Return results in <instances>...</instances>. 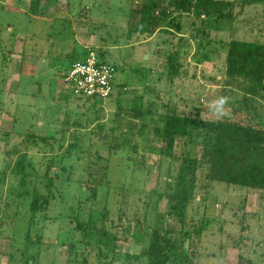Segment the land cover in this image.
I'll return each mask as SVG.
<instances>
[{"label": "rangeland", "instance_id": "rangeland-1", "mask_svg": "<svg viewBox=\"0 0 264 264\" xmlns=\"http://www.w3.org/2000/svg\"><path fill=\"white\" fill-rule=\"evenodd\" d=\"M7 1L0 0V168L5 144L8 143L7 148H11L22 142V137L17 136L21 133L46 138V143L37 141L34 145H28L27 149L26 159L39 174L50 160H53L52 174L61 167L73 166L75 170L71 175V180L76 182L73 185L66 186L55 179L58 190H54L53 194L57 198L36 219L35 224L43 227L45 238L44 244L31 250L32 255L37 256L36 263L66 264L67 251L63 243L82 239L81 233L73 229L72 218L81 214V221L94 222L99 226L98 219L106 207L107 229L112 224L116 225L121 215L129 241L125 238V243L113 247L99 244L98 240L91 238L93 249L100 247L103 251L98 258L94 254L96 252L89 256V264H147L146 259L141 258L147 248L144 232L152 226L156 213H166L168 204L165 198L158 204L155 201L159 194L172 192V180L179 162L172 163L161 157L162 143L152 135L148 118L134 122L124 114L131 109L135 95L143 98L142 107L148 105L154 98L147 92L151 88L160 95L157 107L163 103L186 115L197 114L204 120H214L217 116L210 105L219 97L226 44L230 40H239L264 45V2L241 8V0H228L237 1L235 20L222 23V33L208 34L198 46L191 44V49L187 50L188 56L184 62L181 61L185 74L181 81L183 83L172 85L167 79V55L177 49L183 53L187 46L183 48L175 35L158 33L151 38L128 35L125 30L126 0H58L50 7L55 8L57 14L64 10L65 15L60 17L48 14L49 7L45 4L40 7L38 16L32 17L28 15L26 4L21 8L17 4V9L11 10L7 6L10 1ZM81 16L86 17L85 23L80 20L83 19ZM68 20L75 24L76 32L88 33H83L79 40L74 41ZM19 41L24 47L21 59L13 61L15 66L12 70L17 73V79L9 80L10 66H5L4 58L12 51L13 44L16 46ZM82 42L102 54L115 67L116 85L124 84L127 89L121 95L117 94L120 92L116 89L114 96L103 101L97 123L93 118L94 110H88L90 102L73 95H68L65 101L62 95H57V92H61V74L71 65V53L80 54L85 49L79 46ZM187 61L188 65H185ZM192 74H195V78ZM56 99L59 101L56 102ZM118 100L121 101L122 114L116 110ZM259 112L264 115V108L260 107ZM65 124L74 127L62 135ZM77 125L92 128L84 132L78 129L82 131L78 136L85 138L81 143L83 153L78 154V163L73 156H60V150H63L60 146L66 145L64 139ZM258 125L264 126V122L259 121ZM141 129L140 134L137 131ZM105 132L110 133L108 139L104 136ZM3 134L11 136L5 138ZM98 136L105 139L102 140L105 144L97 139ZM88 140L91 141L92 150L108 160L105 165L107 186L101 187L95 201L84 205L79 198H84L83 187L89 186L86 183L89 179L85 170L87 165H84ZM111 142H115L117 147L109 153ZM180 147L181 142L177 140L176 156ZM133 148L136 152L132 151ZM30 171L33 173L31 168L27 173ZM205 172L202 167L196 173L194 198L187 208L184 223L181 225L175 217L167 216L164 228L172 234H187L184 247L190 255L188 264H264V193L251 195L243 188L222 183H213L205 191L201 188L204 186ZM10 177L4 180L0 189V217L2 212H8L5 204L10 203L9 200L15 204L12 202L13 196L19 191L16 180L12 175ZM166 178L168 181L165 183ZM0 179L3 180L1 174ZM32 185V180L27 181L26 188L29 186L30 189ZM59 192L62 199L57 196ZM21 202L16 205L21 203L18 211L27 220L30 198H24ZM1 219L6 221L9 218ZM9 236V229L4 228L0 239V264H8ZM80 259L81 256L75 263L80 264Z\"/></svg>", "mask_w": 264, "mask_h": 264}, {"label": "trees", "instance_id": "trees-1", "mask_svg": "<svg viewBox=\"0 0 264 264\" xmlns=\"http://www.w3.org/2000/svg\"><path fill=\"white\" fill-rule=\"evenodd\" d=\"M57 1L19 0L17 4L19 6L26 4L28 15L37 17L42 4H56ZM260 2H264V0H241L240 5L243 8ZM236 8L237 1L228 0H126L124 6L126 11L125 30L128 35L135 34L146 38H151L158 33L178 36V43L183 48L187 46L185 52L181 53L179 49L171 51L165 62L169 84L177 85L180 82L181 85L182 77H185L181 61L184 62L188 56L187 50L191 49V44L198 46L208 34L222 33L221 24L235 20ZM81 17L83 19L80 20L85 23L86 17ZM88 50L91 49L85 48L80 54L71 53L70 64L81 62ZM96 54L100 61L107 62L98 51ZM224 56V70L219 81L220 91L218 93L219 97H227L225 114L222 117L216 115L214 120L208 121L198 117L197 114L195 116L186 115L175 107L170 108L163 103L157 107L160 95L151 88H148L147 92L154 98L148 105L142 107L143 98L135 95L132 98L131 109L124 114L127 119L134 122H141L148 118L152 135L161 140V157L172 163L179 162L178 171L172 180V192L159 194L155 201V204H158L161 199L165 198L168 209L165 214L156 213L157 209H155L153 224L144 232L147 248L142 252L141 258L146 259L147 264H188L190 255L184 247V237L187 234L183 236H181L182 232L172 234L164 228V220L167 216H173L179 224L184 223L187 208L194 198V190L197 185L196 173L200 168L204 167L206 170L204 186L201 187L205 191L213 183H222L243 188L247 194L251 195L264 193V126L258 125L259 121L264 122V115L259 112L260 107L264 108V45L257 42L230 40L226 44ZM4 62L5 66H8L9 58H4ZM188 62L185 65H188ZM199 67L201 68V66ZM192 77L195 78V74H192ZM113 89L114 91L119 90L118 95L124 94V91L127 90L124 84L116 85V83ZM113 94L112 96H114ZM64 100L66 101L67 97H64ZM85 101L90 102L88 110H94L93 118L97 123L99 113L103 110V101L96 99H86ZM120 102V100L117 101L116 110H120L119 114H122ZM56 122H54L55 126ZM132 125L135 127V124ZM73 127L74 125L65 124L61 131L62 135ZM98 127L101 128V126ZM56 129H58V125ZM74 129L64 139L66 145L60 146L63 149L60 150V156L66 158L73 156L78 163V157L83 153L81 143L85 141V138L78 134L92 128L77 125ZM78 129L83 130L79 131ZM141 131L142 129L137 132L141 134ZM107 132L104 136L108 139L110 133L107 134ZM3 136L7 138L11 135L3 134ZM17 136L22 137V142H18L11 148H7L8 143H6L2 152L0 174L3 180L0 179V189L3 187L4 180L12 175L19 191L13 196L12 202L15 204H11L10 200V203L5 204L8 212L6 214L2 212L0 217V239L4 228L9 229L10 250L6 256L8 264H38L36 263L37 256L32 255L31 250L44 244L45 238L42 234L43 227L39 228L37 227L38 223L35 224L36 219L39 215L44 214L52 201L57 198L53 194L54 190H58L55 179L61 180L66 186L73 185L76 182L71 180V175L75 170L73 166L61 168L56 166L59 169H55L52 174L50 169L53 160H50L51 162H47L44 171L39 174V171L34 169L26 159L27 149L28 145H34L37 141L46 143V138L21 133ZM17 136L15 137L19 138ZM97 139L102 141L104 138L98 136ZM177 140L181 142V147L179 155L176 156L174 153ZM90 143L91 141L88 140L86 145L89 148L84 154V165H87L85 170L88 171L87 179L89 178L86 183L89 186L83 187L84 198H79L78 195L79 200L82 201L81 204L84 205L86 202L95 201L101 187L107 186L105 165L108 160H104L98 151L92 150ZM116 147L115 142H111L108 148L109 153ZM132 151L136 152V149L133 148ZM92 157L95 159L92 160ZM29 168L33 173L31 171L29 174L27 173ZM31 180L33 185L30 189L29 186L26 188L27 181ZM167 181L166 178L163 182ZM103 183L105 184L103 185ZM57 196L62 199L61 192L57 193ZM27 197L30 198V207L28 218L26 217L27 220H25V215H20L18 208L21 201ZM19 202L21 203L17 206L16 204ZM101 213L98 219L99 226L94 222L81 221L79 216L81 214L72 218L74 220L73 229L81 233L82 239L73 243H63L67 251L66 264H76L75 261L80 256V264H89V256L94 252H96L94 253L96 258L101 256L103 250L99 249L100 247L96 250L93 249V245L90 244L91 238L98 240L99 244L113 245V247L119 243H125V238L128 239L125 233V222L121 215L118 216L117 224H112L107 229L108 210L106 207L102 209ZM1 218L9 219L3 221ZM3 237L8 236L3 235ZM80 251L82 252L80 253ZM244 263L246 262H239V264Z\"/></svg>", "mask_w": 264, "mask_h": 264}, {"label": "built area", "instance_id": "built-area-1", "mask_svg": "<svg viewBox=\"0 0 264 264\" xmlns=\"http://www.w3.org/2000/svg\"><path fill=\"white\" fill-rule=\"evenodd\" d=\"M116 71L108 62H102L93 50H88L81 62L71 65L61 74V92L82 99L107 100L114 93Z\"/></svg>", "mask_w": 264, "mask_h": 264}, {"label": "crops", "instance_id": "crops-1", "mask_svg": "<svg viewBox=\"0 0 264 264\" xmlns=\"http://www.w3.org/2000/svg\"><path fill=\"white\" fill-rule=\"evenodd\" d=\"M7 1V0H6ZM10 2H9V5H7L11 10H15V8L17 9V7H15V6H17V3L19 2V0H9ZM12 1H14L15 3L13 4V2ZM25 1H28V0H25ZM6 3H8V1L6 2ZM97 4H99V2H97ZM42 5H44V4H42ZM41 5V6H42ZM47 5V7H49V9H47L49 12H48V14H50V15H55V16H57V17H60V16H63V15H65V13L63 12V11H61L60 13H58L57 14V11H56V9L55 8H51L50 6H54V5H50V4H46ZM19 8H21V6H19ZM18 11H21L20 9H18ZM52 11V12H51ZM50 18H55V17H50ZM69 22H70V27H71V30H72V33H74V35H73V38H74V41H76V40H79L80 38V36H82V34L84 33V31H81V32H76V28H75V24L74 23H72V21L71 20H68ZM79 46H81V48H88V44H86V43H83L82 42V44L81 43H79ZM23 44L19 41V44L18 45H16L15 46V44H13V46H12V51L11 52H9V54H8V58H9V63H8V65L10 66V68L8 69V71L10 72V77H8V79L9 80H16L17 79V73L16 72H13L12 70H13V66H15L14 65V63H13V61H15V60H17L18 58H20V55H22V51H23ZM77 53V52H76ZM21 59V58H20ZM20 63V62H19ZM18 71H19V68H18ZM20 71H21V67H20ZM65 72V71H64ZM63 72V73H64Z\"/></svg>", "mask_w": 264, "mask_h": 264}, {"label": "clouds", "instance_id": "clouds-1", "mask_svg": "<svg viewBox=\"0 0 264 264\" xmlns=\"http://www.w3.org/2000/svg\"><path fill=\"white\" fill-rule=\"evenodd\" d=\"M227 104V97L220 96L211 102V110L222 117L225 114V105Z\"/></svg>", "mask_w": 264, "mask_h": 264}]
</instances>
